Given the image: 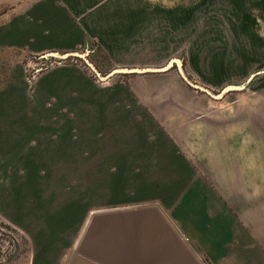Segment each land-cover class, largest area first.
I'll return each instance as SVG.
<instances>
[{
    "label": "crops",
    "instance_id": "crops-1",
    "mask_svg": "<svg viewBox=\"0 0 264 264\" xmlns=\"http://www.w3.org/2000/svg\"><path fill=\"white\" fill-rule=\"evenodd\" d=\"M157 3L0 0V57L92 55L97 48L115 69H141L142 57L156 54ZM251 14L245 30L255 24ZM164 24L167 31L166 14ZM27 68H12L2 95L35 107L23 116L26 126L0 127L6 166L38 167L46 153L56 160L57 152L77 150L79 135L80 151L91 152L86 167L100 152L99 166L116 167L117 175L100 179V210H92V193L85 191L83 215L76 218L72 203L68 223L36 222L40 217L25 203L13 220L7 204L0 218L26 238L20 264H264L263 92L230 96L232 107L223 111L210 96L141 97L122 86L100 95L76 63L34 79ZM232 70L211 66L210 77L201 68L197 75L205 77L204 87L223 91L239 84ZM61 111L73 125L84 116V131L55 126Z\"/></svg>",
    "mask_w": 264,
    "mask_h": 264
},
{
    "label": "rangeland",
    "instance_id": "rangeland-1",
    "mask_svg": "<svg viewBox=\"0 0 264 264\" xmlns=\"http://www.w3.org/2000/svg\"><path fill=\"white\" fill-rule=\"evenodd\" d=\"M160 1L158 0L157 3L156 54L142 57L145 67L162 68L171 59H180L186 76L201 86H204L205 77L201 75L202 79L198 77L200 68L205 71L211 66L233 69L232 77H235L240 84L236 86H245L228 92L221 100H217L221 102L220 108L223 111H228L232 107L228 98L230 96L235 99L245 94L254 97L260 95V92L264 94L262 85L264 74L257 75L264 70V37H260L261 32L264 33L262 21L264 20L262 4L264 0H167L171 4L167 3L166 7L165 3H159ZM170 10L172 23L168 24ZM248 13H252L255 22L252 30L244 28ZM165 14L167 31L164 24ZM88 59L102 77L115 70L108 58L98 52L97 48L92 55H88ZM65 61L80 64L98 85L100 95L110 93L108 89L115 86H122L125 90L141 97L208 96L190 87L182 79L176 66L166 73L116 74L102 81L80 58L72 57L66 60L49 58L47 60L24 57L20 53L10 51L0 57V127L26 126L27 120H24L26 118L23 116L26 112H35L33 111L35 107L31 103L4 101L2 95L11 78L12 68L15 65H26L28 77L33 79L35 74H42ZM205 74L208 75L209 72ZM251 74H255L254 79L250 83H245ZM209 89L215 94L221 92V90ZM66 106L63 108L67 110L68 106L67 108ZM254 107L257 109L261 106L254 103ZM62 112H60L61 120L55 121V126L73 127L84 131V116L80 120L77 119L76 124L73 125L71 123L74 119H68V114L65 115ZM47 123L52 122L46 121L45 124ZM79 138L81 136L78 135L77 150L74 152H52H57L56 160L49 157L47 153L45 157L37 153L44 159H39L41 161L38 163L41 165L38 167L24 166L23 163H26L24 161H14L12 165L6 166L9 162H5L0 153V211H5L6 205L10 204L9 217L14 220L19 215L20 206L18 205L25 203L27 208L34 212L35 220L36 217H40L36 222L64 224L69 221L72 203H76V218L83 215L85 206L81 205L85 203V191L87 194L92 193V210H100L102 194L100 179L102 176L117 175V168H101L99 166L101 153L95 151L89 159L93 166L86 167V163H89L87 158L91 156V152L80 151V147L84 148V146L80 144ZM28 161L27 163L30 164L33 159L29 157ZM54 163L59 166H52ZM87 210H89L88 206ZM72 212L73 209L71 214ZM2 220L0 218V264H20L22 249L26 247V238L12 224Z\"/></svg>",
    "mask_w": 264,
    "mask_h": 264
},
{
    "label": "water",
    "instance_id": "water-1",
    "mask_svg": "<svg viewBox=\"0 0 264 264\" xmlns=\"http://www.w3.org/2000/svg\"><path fill=\"white\" fill-rule=\"evenodd\" d=\"M80 58L82 60H84V62L86 63V65L102 80H108L111 77L115 76L116 74H134V73H138V74H145V73H164L169 71L170 69H172L173 67H177L178 72L180 74V76L182 77V79L192 88L197 89L199 91H202L203 93L207 94L208 96H210L213 99H221L224 97V95L230 91L233 90H237L241 87H237V86H231L228 87L226 89H224L223 91H221L218 94L213 93L210 89L198 85L194 82H192L187 76L186 73L184 71L183 68V63L180 59H172L166 66L162 67V68H144V69H139V68H134V69H127V68H121V69H115L113 70L110 74H108L105 77H102L101 74L98 72V70L95 68L94 64L92 62L89 61L88 59V55L86 53H70V54H64V55H60L57 53H52V54H48L43 56L42 58L46 59V58H55L58 60H66L68 58ZM264 72V71H263ZM263 72H259L258 74H261ZM255 76L253 75L249 81L247 83H249Z\"/></svg>",
    "mask_w": 264,
    "mask_h": 264
},
{
    "label": "built area",
    "instance_id": "built-area-1",
    "mask_svg": "<svg viewBox=\"0 0 264 264\" xmlns=\"http://www.w3.org/2000/svg\"><path fill=\"white\" fill-rule=\"evenodd\" d=\"M38 74H41V73H38ZM36 75H37V74H35V75L33 76V79L36 77Z\"/></svg>",
    "mask_w": 264,
    "mask_h": 264
}]
</instances>
